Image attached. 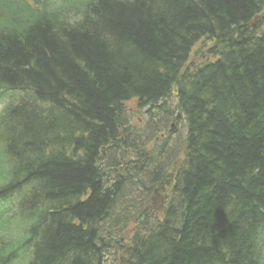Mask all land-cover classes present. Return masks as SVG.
Listing matches in <instances>:
<instances>
[{
  "label": "trees",
  "instance_id": "1",
  "mask_svg": "<svg viewBox=\"0 0 264 264\" xmlns=\"http://www.w3.org/2000/svg\"><path fill=\"white\" fill-rule=\"evenodd\" d=\"M33 1L0 20V86L25 92L0 117V194L32 190L0 264L31 249L30 264H107L131 225L127 264H262L264 0ZM132 99L174 125L172 148L132 135ZM171 182L158 220L150 193Z\"/></svg>",
  "mask_w": 264,
  "mask_h": 264
},
{
  "label": "rangeland",
  "instance_id": "2",
  "mask_svg": "<svg viewBox=\"0 0 264 264\" xmlns=\"http://www.w3.org/2000/svg\"><path fill=\"white\" fill-rule=\"evenodd\" d=\"M207 41L203 42V43H198L195 47H194V51L191 54L189 63L191 68H195L199 65H201L203 62H205L206 60V45H207ZM127 109L129 110L130 113V117L131 120L134 122H137V119L140 117L139 112L137 111L136 108V103L135 102H130L127 105ZM158 145H155L153 148H156ZM169 192V190H168ZM165 199L163 198V201ZM146 219H144V223H145ZM136 225V224H135ZM146 225V223H145ZM135 227L133 225H131L127 230L124 231V233L120 236L121 240L123 241V244H125V248L130 247L131 243H132V236L133 233L135 231ZM124 248V249H125ZM126 250V249H125ZM121 251H118V253ZM122 256H124L122 254ZM116 259L118 260V258H115V264H118V261H116Z\"/></svg>",
  "mask_w": 264,
  "mask_h": 264
}]
</instances>
